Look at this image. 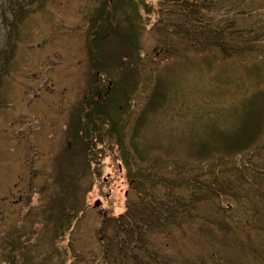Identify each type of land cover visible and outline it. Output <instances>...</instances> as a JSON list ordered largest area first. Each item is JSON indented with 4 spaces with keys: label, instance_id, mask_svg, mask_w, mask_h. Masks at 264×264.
I'll return each mask as SVG.
<instances>
[{
    "label": "rangeland",
    "instance_id": "rangeland-1",
    "mask_svg": "<svg viewBox=\"0 0 264 264\" xmlns=\"http://www.w3.org/2000/svg\"><path fill=\"white\" fill-rule=\"evenodd\" d=\"M105 2L0 0V264H264V0H117L111 19L130 12L136 73L112 57V37L90 67L88 29ZM226 25L225 51L200 30ZM122 79L125 150L105 124L87 164L88 100L102 104ZM178 169L201 172L194 216L152 219L132 178ZM166 179L150 185L159 202ZM170 190L185 198L186 186ZM134 213L150 221L141 239Z\"/></svg>",
    "mask_w": 264,
    "mask_h": 264
},
{
    "label": "trees",
    "instance_id": "trees-1",
    "mask_svg": "<svg viewBox=\"0 0 264 264\" xmlns=\"http://www.w3.org/2000/svg\"><path fill=\"white\" fill-rule=\"evenodd\" d=\"M105 4L102 7H96V15L94 17H92L91 19V25L88 29V35H87V50H88V61L91 64V68L92 67H96L97 69H99V64L100 61L102 60V58L99 59V57H94L95 54H93V52H95V50H97L96 48L101 47V43L104 40H107L108 38L110 39V37L115 38L116 40L119 41V43L121 44V46L116 47V49H114V51L112 53H114L112 55L113 58L120 60L122 57V55H126L127 57V61H130V67L133 68L134 70H132L134 73H136V66L140 57L139 54V47H138V42L136 40V37L134 36L133 32H132V18L131 16H129L130 12L125 10V12L123 10H121L123 12V15L125 16V21L126 24H120L119 22L121 20L118 19L117 16H115L114 19L117 20H113L111 19V16L113 13L117 12V0H105ZM141 2V0H140ZM134 7L136 6V9L138 10V4L136 2H133ZM125 7L127 8V5L124 4ZM140 8V6H139ZM113 11V13H112ZM119 12V11H118ZM136 12V11H135ZM138 16L140 17V11L137 12ZM140 21L142 22L141 18ZM195 30H199L198 28ZM201 33L206 36L208 38H211L213 40V43L215 44V46L219 47L222 46L224 43V34H232V36H234V30L230 29L226 26H222V27H218L216 30L213 29L214 31H210L209 33H207L205 30H209L207 28H202L200 29ZM236 34H240V32L237 30H235ZM236 36V35H235ZM231 39H234L236 37H230ZM219 45V46H218ZM230 46L234 49H238V47H242L240 45H237V43L235 42H231ZM220 48V47H219ZM222 51H225L226 49L224 48H220ZM239 52V51H238ZM91 56V57H90ZM111 56V54H110ZM99 62V64H98ZM123 62V61H122ZM121 62V63H122ZM123 64V63H122ZM101 65V64H100ZM2 66H5V64L3 63ZM122 66V65H121ZM104 68V66H101ZM108 72V71H107ZM109 73V72H108ZM107 74V73H106ZM1 80V79H0ZM117 81V80H116ZM111 82V81H110ZM116 83V91L115 93L112 94V92L114 91L115 88V84ZM113 84V85H112ZM128 83H126L123 79L122 80H118V82L112 81L109 89L112 87V92H110V95H108L109 97H105V101L102 104H106L107 101L108 102H112L110 104V107L113 111V113H117V119L112 118L111 115H109L107 108H109L108 106L105 107L104 105H102L100 103V101L103 100H99L97 99H91L88 100V102L90 101V105L88 104V109H86V130L84 128V131H82L81 135V139L83 142V148L82 151L86 150V160H87V164H90V162L97 160V158H99L97 156V153H99L100 151H96L93 148V144L94 141L100 142L102 141V134L105 124L110 125L111 127V131L110 132H106L107 134H110V136H112L116 141L117 144L122 148L123 146V135H122V128L120 127V119H122V117L120 115L121 112V106H122V101L121 99H125L128 94V90L126 89V86ZM120 90H119V89ZM107 89L105 91V93L108 92ZM127 91V94L125 93ZM101 92V91H100ZM126 94V95H125ZM100 98V97H99ZM109 99V100H108ZM1 98H0V102H1ZM152 100H150L149 102H151ZM155 101H165L162 99V96L157 95L155 98ZM153 101V103L155 102ZM106 102V103H105ZM93 103V104H92ZM157 104V103H154ZM160 104V103H159ZM113 115V114H112ZM84 122V121H83ZM116 123V124H115ZM84 126V125H83ZM79 127V123L78 126ZM77 134L76 128L74 131H72L71 134V138H75V135ZM87 140L86 142L83 140ZM108 139V138H106ZM134 139V137H131L130 141ZM110 140V139H108ZM107 140V142H108ZM104 141V140H103ZM223 141H230L229 137H225L223 139ZM247 141L249 142L250 140L247 139ZM247 141L245 140H239L236 141V145L235 146H239V147H244L247 144ZM221 142V141H220ZM132 144L135 146V143ZM202 147L207 148L205 149L204 153L206 154V150H209V152H211L214 147L211 145H209V143H202ZM233 145V144H232ZM231 145V147H232ZM202 147L200 148V153L202 152ZM94 149V150H93ZM125 149H123L122 151H124ZM232 152V151H231ZM128 157L129 154L125 156V160L128 163ZM143 170V169H141ZM98 171V169H97ZM140 171V170H138ZM181 169H178V176L174 179H166L165 177H159L158 175H154L153 173L149 172L145 175L141 176V173H136L134 175V177H136V180L132 178V182L130 183L131 186H134L133 183H135L137 185V187L139 186L141 189L145 190L146 192L143 193L142 195V200L145 201L144 202V206L143 207H147L150 215L153 216L152 219H158L161 221H163L165 218L170 217V220H178V219H182L183 216V212L182 211H186L188 212L187 216H194V213H192V209L195 206L197 200H199V195L196 196V191L195 189H197L196 187L191 186V183H194L196 174H199L201 172H195V171H191L188 172L187 170V174H180ZM205 171V174L209 171L203 170ZM180 174V175H179ZM157 176L158 179H166V187H167V200L165 201H158L156 200L150 185L153 186L152 184V179ZM182 186H186V195L185 198L182 197V192L180 193V191H177V193L173 192V190L170 189H175V188H181ZM134 207L139 209V205L138 202L134 203L133 205ZM151 209V210H150ZM180 209V210H179ZM182 210V211H181ZM64 215V214H63ZM123 213H121L120 215H118L117 220L118 219H122ZM127 216V215H126ZM133 219L131 222H129V224L132 226V228L130 229V233L134 236H138L141 239V234L144 233L143 229L146 228V226H148L150 224V221L147 218H144L140 215H136L134 213V215H132ZM58 220V219H57ZM56 220V221H57ZM129 220V219H128ZM60 223V224H59ZM59 223L57 224V226L60 227V225L63 223L62 221H59ZM55 224V223H54ZM64 224V223H63ZM124 224V222L120 223V226ZM65 226H63L64 229ZM122 228L125 229V227L121 226ZM61 229V227H60ZM58 228L57 230H55V233L58 232ZM106 252V251H105Z\"/></svg>",
    "mask_w": 264,
    "mask_h": 264
}]
</instances>
